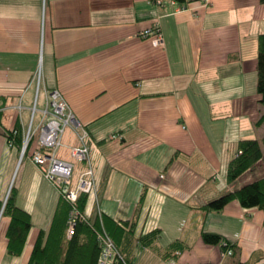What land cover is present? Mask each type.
Masks as SVG:
<instances>
[{"label": "crops", "instance_id": "1", "mask_svg": "<svg viewBox=\"0 0 264 264\" xmlns=\"http://www.w3.org/2000/svg\"><path fill=\"white\" fill-rule=\"evenodd\" d=\"M156 32L160 46L151 41ZM260 33V0H0V200L13 196L31 217L14 255L7 251L10 218L0 215V264H28L60 201L30 158L37 139L22 157L21 145L9 139L15 126L22 139L28 128L39 66L37 107L46 91L58 89L88 147L94 190L85 193L81 212L90 223L100 225L101 217L103 228L131 223L130 241L119 239L128 264H264L262 210L237 199L219 211L203 209L256 179L248 169L228 183L226 171L238 141L264 133V123L254 125L263 110ZM76 130L64 129L57 150L76 168L71 188L88 169L70 155L82 145ZM16 169L17 187H10ZM104 218L111 223L104 226ZM202 231L228 239L233 255L205 243ZM70 236L66 228L64 248Z\"/></svg>", "mask_w": 264, "mask_h": 264}, {"label": "trees", "instance_id": "2", "mask_svg": "<svg viewBox=\"0 0 264 264\" xmlns=\"http://www.w3.org/2000/svg\"><path fill=\"white\" fill-rule=\"evenodd\" d=\"M184 2V0H176ZM264 3V0H260ZM257 81L256 89L260 96V104L263 110L260 116L254 122L256 127L264 123V33L258 35L257 40ZM16 139V142L22 145V129L20 125L15 126L9 139ZM31 143V141H30ZM30 143L27 145L24 154L27 152ZM261 163L264 167V133L260 138H244L238 141L237 152L230 159L227 165L226 179L228 183L234 182L246 170L252 169L256 164ZM86 199L85 193H80L76 206L82 211ZM237 199L244 208L257 207L264 213V174L250 182L241 185L238 188L228 190L218 197L207 202L203 209L207 211H219L228 202ZM70 205L61 196L57 205L51 229L44 244H42L43 231H40L34 243L32 253L28 264H96L97 258L101 252V246L97 240L95 230L99 227V222L90 223L88 219H76L73 232L65 243L67 221L69 218ZM7 215L10 218L6 235L7 251L14 255L22 252L28 232L31 227L30 214L17 206L13 196H8L5 203L0 200V215ZM110 222L104 218V226ZM111 223V222H110ZM112 227L105 226L107 232L111 235L116 248L123 260L128 264V258L120 247L119 239L124 237L130 241L132 226L130 222L112 223ZM126 232V233H125ZM85 235L84 241L81 242L80 234ZM154 232H151L140 238L141 241L152 238ZM201 239L208 244H221L222 250L226 248L235 250V245L228 239L223 238L218 233L202 231Z\"/></svg>", "mask_w": 264, "mask_h": 264}, {"label": "built area", "instance_id": "3", "mask_svg": "<svg viewBox=\"0 0 264 264\" xmlns=\"http://www.w3.org/2000/svg\"><path fill=\"white\" fill-rule=\"evenodd\" d=\"M159 4L169 3L175 5L176 0H157ZM185 2V0H184ZM184 8L183 5L179 7ZM152 39L154 45H162V37L156 32ZM34 78L37 81V90L43 79L42 68L39 66L35 72ZM37 90L33 104L31 106V117L28 128L23 134V143L21 146V157L24 155L27 145L37 133L38 147L31 153L32 162L39 168L42 174L55 186L58 187L60 196L69 203L70 211L68 218L67 233L71 235L74 229L76 219L86 220L82 212L77 208L76 203L80 193H89L94 190V181L92 178V169L89 162L88 147L83 143V134L79 135L82 142L81 146L71 148V155L75 160L87 161L88 169L82 173L76 184V188H71L72 163L57 157V150L61 146V138L64 129L67 126L78 128L80 124L65 99L64 95L58 89H52L45 92V105L39 109L37 107ZM18 109L22 108L20 101ZM39 112L36 122L35 115ZM36 122V127L33 125ZM85 133V130H82ZM89 177H85L84 175ZM97 240L101 246V252L98 262L101 264H127L118 252L113 239L107 232H96ZM231 248L222 250V256H230Z\"/></svg>", "mask_w": 264, "mask_h": 264}, {"label": "rangeland", "instance_id": "4", "mask_svg": "<svg viewBox=\"0 0 264 264\" xmlns=\"http://www.w3.org/2000/svg\"><path fill=\"white\" fill-rule=\"evenodd\" d=\"M153 39V38H152ZM152 41V40H151ZM152 44L154 45V43L152 42ZM155 46H160V45H155ZM40 101V100H39ZM42 102V101H41ZM38 116H39V112H37L36 113V115H35V119H36V122H37V120H38ZM30 117H31V113H30ZM30 117H29V120L28 121H30ZM36 122L34 123V125H33V129H35V127H36ZM67 127H70V126H67ZM67 127L65 128V130L67 129ZM73 128V127H72ZM74 129V128H73ZM77 129V128H76ZM75 129V130H76ZM76 132H77V134H79V135H81L82 133H78L79 131L78 130H76ZM79 135H77L78 136V138L80 139V136ZM37 139V133L35 134V136H34V138L31 140V141H35ZM62 139V138H61ZM22 143H23V139H22ZM22 146V145H21ZM70 155H71V151H70ZM72 156V155H71ZM75 171H76V168H73V174H72V176H74V173H75ZM42 174V173H41ZM264 174V167H263V165L261 164V163H258V164H256L253 168H252V170L250 171V173H249V176L251 177V178H258V177H260L261 175H263ZM16 175H17V169L15 170V172H14V174H13V176H12V178H11V184H10V187L11 186H15V187H17V182H18V178H19V176L16 178ZM42 176H44L43 174H42ZM44 178H45V180H47L48 182H50L45 176H44ZM73 182H74V180H73ZM54 187H55V189L59 192V190H58V187L57 186H55L52 182H50ZM99 216H101V215H99ZM67 227H68V221H67ZM107 232V230L105 229V228H103V226L101 225V217H100V225H99V227H97L96 228V230L94 231L95 232V234H96V232ZM111 237V236H110ZM112 238V237H111Z\"/></svg>", "mask_w": 264, "mask_h": 264}]
</instances>
